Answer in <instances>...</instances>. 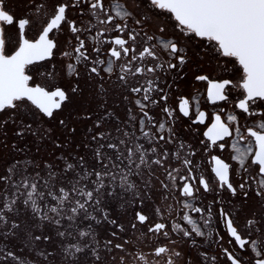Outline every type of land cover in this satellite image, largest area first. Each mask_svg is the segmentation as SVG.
I'll return each instance as SVG.
<instances>
[{
    "label": "snow or ice",
    "instance_id": "6c2138e0",
    "mask_svg": "<svg viewBox=\"0 0 264 264\" xmlns=\"http://www.w3.org/2000/svg\"><path fill=\"white\" fill-rule=\"evenodd\" d=\"M192 69L245 118L221 106L198 148L169 103ZM141 245L264 264V0H0V264H150Z\"/></svg>",
    "mask_w": 264,
    "mask_h": 264
},
{
    "label": "flooded vegetation",
    "instance_id": "af4514ba",
    "mask_svg": "<svg viewBox=\"0 0 264 264\" xmlns=\"http://www.w3.org/2000/svg\"><path fill=\"white\" fill-rule=\"evenodd\" d=\"M17 2H18V0H8L9 7L15 9V7L17 6ZM57 59H59L58 56H57ZM195 71H196V69H192L191 71H187L182 80L176 81V84L170 93L169 103L172 106H177L179 103V97L184 96V97L188 98L190 101V112L192 114L191 119L195 118V109L192 107L193 105H196V107H198L200 111H204L208 114L209 118L205 122V124L192 125L191 119L187 118V117H181V119L177 122L179 129L184 133L182 136V139H185L186 142L191 143V144L197 146V148H198L199 145L197 142L199 140L206 139L203 136V132H205L207 130V127H210V125L212 123V119H211L212 115L215 112L219 111V108L221 106H223L225 108V110L228 114L238 115L240 120H241V123H245V118L243 117V115H241L239 113L238 110H236L234 108V104L231 102L228 104H224L223 102H221V104H219V105H212L211 103H209L207 101V98H206V87H207V85L204 82H197L194 79V76L192 75V73ZM216 75L217 74H213V78H215ZM239 75H240V73H239V71H237L235 73V75H233L232 78L238 79ZM36 82H39L42 84L45 83L43 78L40 76L36 77ZM238 95H239L238 90H234L233 91V97L238 96ZM196 101H198L199 103L196 104ZM246 123L250 127L255 126V121L252 118H249L246 121ZM189 126L196 129V131L191 135H189L188 132L186 131ZM235 142L236 141L234 139H230V143H235ZM222 155L224 157H227L229 155V151H225ZM208 199H211V196H209ZM134 211H135V209H131V208H129V209L117 208L114 210V215L120 223H123L127 226L132 221V216H133ZM145 211L147 213L151 214L152 213L151 205L146 206ZM110 230L111 229L108 228L107 226L101 225L98 229V232L100 234L99 238L100 239L107 238V232ZM225 246H227V245H225ZM182 247H183V245H182ZM137 250H142L145 253H147L148 254V260H149L150 264H154L156 258L151 256L149 247H145V246L141 245L140 247H138ZM200 250H208L209 255L218 254V252H219L218 247L215 244H211L210 242L209 243L201 242ZM187 251L190 252L191 256L193 257V264H195V257L198 255V252L195 249H192L191 246L188 247ZM238 254L243 255V253H239V252H238ZM120 255H121V253L117 252L116 253V257H117L116 261L110 260V264H119V256ZM127 264H136V262L130 259L127 262ZM160 264H163V262L161 261Z\"/></svg>",
    "mask_w": 264,
    "mask_h": 264
}]
</instances>
